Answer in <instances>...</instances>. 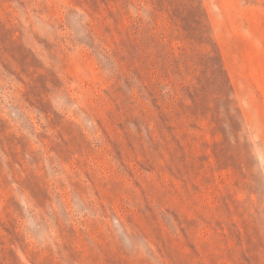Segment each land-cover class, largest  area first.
I'll use <instances>...</instances> for the list:
<instances>
[{"label": "rangeland", "instance_id": "obj_1", "mask_svg": "<svg viewBox=\"0 0 264 264\" xmlns=\"http://www.w3.org/2000/svg\"><path fill=\"white\" fill-rule=\"evenodd\" d=\"M0 264H264V0H0Z\"/></svg>", "mask_w": 264, "mask_h": 264}]
</instances>
